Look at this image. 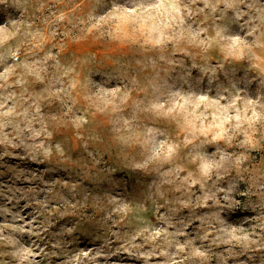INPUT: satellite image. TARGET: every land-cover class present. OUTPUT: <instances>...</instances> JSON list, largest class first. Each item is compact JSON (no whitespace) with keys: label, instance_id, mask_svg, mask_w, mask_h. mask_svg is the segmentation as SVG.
<instances>
[{"label":"rangeland","instance_id":"374dc122","mask_svg":"<svg viewBox=\"0 0 264 264\" xmlns=\"http://www.w3.org/2000/svg\"><path fill=\"white\" fill-rule=\"evenodd\" d=\"M0 264H264V0H0Z\"/></svg>","mask_w":264,"mask_h":264}]
</instances>
